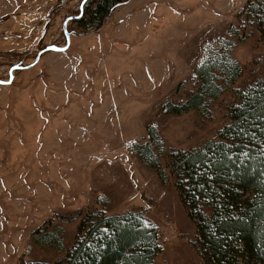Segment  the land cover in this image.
<instances>
[{
  "label": "rangeland",
  "instance_id": "obj_1",
  "mask_svg": "<svg viewBox=\"0 0 264 264\" xmlns=\"http://www.w3.org/2000/svg\"><path fill=\"white\" fill-rule=\"evenodd\" d=\"M82 1L0 0V80L40 49L64 48V21ZM251 1L131 0L99 30L69 22L65 52L42 55L0 86V264H54L75 240L70 218L88 210L143 215L162 249L154 264H204L168 154L214 139L236 92L264 76V38L242 14ZM226 60L241 76L209 100L208 117L168 113L197 91L196 68ZM151 130L164 185L139 157Z\"/></svg>",
  "mask_w": 264,
  "mask_h": 264
},
{
  "label": "trees",
  "instance_id": "obj_2",
  "mask_svg": "<svg viewBox=\"0 0 264 264\" xmlns=\"http://www.w3.org/2000/svg\"><path fill=\"white\" fill-rule=\"evenodd\" d=\"M130 1L88 0L75 22L99 30L117 7ZM242 14L257 20V30L264 38V2H248ZM194 74L199 79L197 91L182 105L168 104L169 114L198 110L208 117L209 100L237 82L241 68L226 60L204 63ZM236 98L229 123L214 139L197 149L168 154L180 201L195 227L193 246L204 264H264V76L237 91ZM148 139L138 146L139 157L158 169L164 185L169 173L160 169L157 158L163 150L156 130L148 132ZM154 148L158 149L156 156ZM70 219L78 220L75 240L54 264H154L161 252L156 228L139 213L108 215L88 210ZM54 241L61 245L58 238Z\"/></svg>",
  "mask_w": 264,
  "mask_h": 264
},
{
  "label": "water",
  "instance_id": "obj_3",
  "mask_svg": "<svg viewBox=\"0 0 264 264\" xmlns=\"http://www.w3.org/2000/svg\"><path fill=\"white\" fill-rule=\"evenodd\" d=\"M88 0H83L82 1V4L80 6V9H79V15L77 17H69L67 18L65 21H64V24H63V32H64V36H65V39H66V45L64 48H59V47H56V46H46L45 48H42L40 49L37 54H36V57L33 61L32 64L28 65V66H24L23 64V61L18 63L17 65H14L10 68L9 72H8V81H3V80H0V86H7V85H10L12 83V80H13V76L12 74L14 72H18V71H26V70H29L31 69L32 67H34L40 60L41 56L46 54V53H49V52H54V53H62V52H65L68 47H69V44H70V33L67 31V24L69 22H73L75 20H79L82 15H83V7L85 6L86 2Z\"/></svg>",
  "mask_w": 264,
  "mask_h": 264
},
{
  "label": "bare ground",
  "instance_id": "obj_4",
  "mask_svg": "<svg viewBox=\"0 0 264 264\" xmlns=\"http://www.w3.org/2000/svg\"><path fill=\"white\" fill-rule=\"evenodd\" d=\"M161 250H162V249H161ZM160 253H161V252H160ZM160 253H159V254H160ZM159 254H158V255H159ZM155 259H156V258H155Z\"/></svg>",
  "mask_w": 264,
  "mask_h": 264
}]
</instances>
